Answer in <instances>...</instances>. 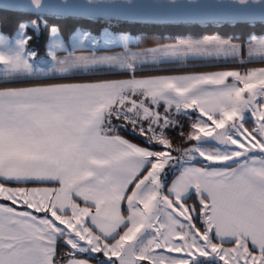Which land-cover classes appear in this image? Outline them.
<instances>
[{
  "label": "snow or ice",
  "instance_id": "obj_1",
  "mask_svg": "<svg viewBox=\"0 0 264 264\" xmlns=\"http://www.w3.org/2000/svg\"><path fill=\"white\" fill-rule=\"evenodd\" d=\"M0 21V264H264V36L132 51L58 20L264 22V0H9ZM44 48V59L40 48ZM60 53H65L60 55ZM241 68L158 74L163 64Z\"/></svg>",
  "mask_w": 264,
  "mask_h": 264
},
{
  "label": "trees",
  "instance_id": "obj_2",
  "mask_svg": "<svg viewBox=\"0 0 264 264\" xmlns=\"http://www.w3.org/2000/svg\"><path fill=\"white\" fill-rule=\"evenodd\" d=\"M0 12H4L9 17L0 18V21L6 20L8 22V27L5 29L7 32H11L14 28L15 22L18 19L16 15L19 16L18 13L0 10ZM50 17V16H48ZM50 18H58V17H50ZM73 18V17H69ZM76 19V18H73ZM102 21V20H101ZM120 24H133L136 27H142L144 32L140 33V39L133 44L134 47L138 48H146L157 46L161 44L175 42L178 38L183 37H192V38H201L203 36L209 35H219L220 37L224 38H231L235 42L243 43L244 47L247 44V38L250 34L255 33L256 36L264 35V23H255L254 26H250L249 24L241 23V24H234V23H223L220 25L217 24H208V25H201V24H181V23H169V24H145V23H135V22H124L118 21ZM218 26H236V29L233 30H221V32H216L214 30L215 27ZM40 54H44V48H40ZM258 66L263 65L261 63L255 62L245 66ZM232 66H241L235 63H216L214 61H195L192 62L191 65L186 66V68L193 69L199 68L203 71V69H222L225 67H232ZM181 67H166L161 70L166 71L169 69H177Z\"/></svg>",
  "mask_w": 264,
  "mask_h": 264
},
{
  "label": "rangeland",
  "instance_id": "obj_3",
  "mask_svg": "<svg viewBox=\"0 0 264 264\" xmlns=\"http://www.w3.org/2000/svg\"><path fill=\"white\" fill-rule=\"evenodd\" d=\"M10 15H7L4 12H0V18H5V17H9ZM18 17V19L20 18L19 16L16 15V18ZM49 20H53L56 19L59 21L60 23V28H61V32H62V38L65 41L66 46L71 44V38H72V33L73 30L80 26L83 27L84 29L89 30L92 35L94 37H96L98 40H100L101 42L97 44V46L95 48H92L91 45L89 43H86V45L84 46V49L82 51H77V55L80 54H92L95 53L96 55H115L117 53H120L123 51V49L121 47L118 46H109V47H105L102 43L103 40V36H102V30L104 28H108L110 29V31L114 34H118L121 32H127L130 33V35L134 38L132 40V42L130 43V48L132 51H136L138 49V47H134L133 44H135L139 39H140V33L144 32L142 27H136L133 24H120V22L118 21H104V20H100L99 22L96 23H92V22H85V21H79L77 19H73V18H50L48 17ZM229 26H218L215 27L214 30L216 32H221V30H233L236 29V26H230V28H228ZM255 34V33H253ZM216 35V34H213ZM256 35V34H255ZM212 36V35H209ZM219 36V35H217ZM264 36V35H262ZM262 36H257V37H262ZM203 37H207V36H203ZM201 37V38H203ZM220 37V36H219ZM184 38H192V37H183V38H178V39H184ZM223 39H228V38H224V37H220ZM193 39H200V38H193ZM233 43H238L239 42H235L232 40ZM173 43V42H171ZM104 49V51L102 50ZM245 49V57L247 55V44L246 47H244ZM45 56V55H42ZM192 62L195 61H189L187 64H163L159 67V69L157 70L158 74H175V75H183V74H192V73H199V72H207V71H215V70H227V69H236V68H241V66H232V67H225L222 69H203V71L201 69H197V68H193V69H189L186 68V66L191 65ZM166 67H181V68H177V69H169L166 71H163L161 69L166 68ZM247 68H254V67H264L263 65H258V66H244ZM241 70H243L241 68Z\"/></svg>",
  "mask_w": 264,
  "mask_h": 264
},
{
  "label": "water",
  "instance_id": "obj_4",
  "mask_svg": "<svg viewBox=\"0 0 264 264\" xmlns=\"http://www.w3.org/2000/svg\"><path fill=\"white\" fill-rule=\"evenodd\" d=\"M7 3H9V0H0V10L9 11L8 8L4 7V4H7ZM48 16L61 18L59 16H56L55 14H48ZM112 21H120V20L113 19ZM135 23H145V24L181 23V24H201V25L217 24V25H220V24L228 23V22L215 21V20H169V19H158V20H145V21H140V22H135ZM256 23H260V22H256ZM261 23H264V22H261Z\"/></svg>",
  "mask_w": 264,
  "mask_h": 264
},
{
  "label": "crops",
  "instance_id": "obj_5",
  "mask_svg": "<svg viewBox=\"0 0 264 264\" xmlns=\"http://www.w3.org/2000/svg\"><path fill=\"white\" fill-rule=\"evenodd\" d=\"M103 51H104V49H102ZM65 53H60V55H64ZM42 55H45V53L44 54H40V57L38 58V59H44V56H42Z\"/></svg>",
  "mask_w": 264,
  "mask_h": 264
}]
</instances>
